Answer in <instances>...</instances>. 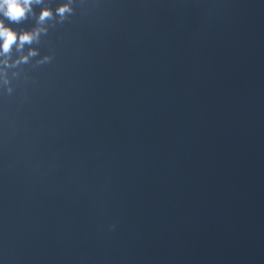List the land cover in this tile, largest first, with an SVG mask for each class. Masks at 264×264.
<instances>
[{
    "label": "water",
    "instance_id": "water-1",
    "mask_svg": "<svg viewBox=\"0 0 264 264\" xmlns=\"http://www.w3.org/2000/svg\"><path fill=\"white\" fill-rule=\"evenodd\" d=\"M4 22L0 264H264V0Z\"/></svg>",
    "mask_w": 264,
    "mask_h": 264
},
{
    "label": "clouds",
    "instance_id": "clouds-1",
    "mask_svg": "<svg viewBox=\"0 0 264 264\" xmlns=\"http://www.w3.org/2000/svg\"><path fill=\"white\" fill-rule=\"evenodd\" d=\"M39 2L40 0H0V55L7 54L13 44H15L17 50H20L25 43H31L36 39L39 29L18 33L6 24L4 20L19 22L26 17V14L31 12V5ZM66 11H70L66 4L57 8V13L61 15ZM51 14L49 10L43 9L38 16V20L43 21ZM34 54V50H29L28 55ZM26 59L27 56L20 57V60Z\"/></svg>",
    "mask_w": 264,
    "mask_h": 264
}]
</instances>
